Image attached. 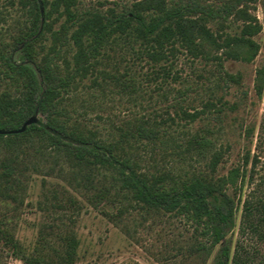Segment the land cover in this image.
<instances>
[{"label":"trees","instance_id":"trees-1","mask_svg":"<svg viewBox=\"0 0 264 264\" xmlns=\"http://www.w3.org/2000/svg\"><path fill=\"white\" fill-rule=\"evenodd\" d=\"M18 4L26 11V24L0 53V81L9 78L15 88V92L0 90L2 202L17 199L24 164L21 154L31 148L38 152L52 150L72 162L77 169L75 178L85 186L93 181L95 170L113 173L116 191L105 186L96 188L88 199L90 205L122 204L130 199L143 208L181 216L194 227L193 242L184 253L186 259L206 260L220 246L211 264H246L240 245L233 248L227 237L236 229L241 210L247 220L245 227L252 232H259L264 225V199L246 194V188L253 183L250 152L244 156L243 165L219 174L226 149L218 148L213 130L194 134L184 148L173 136L174 152L206 158L208 170L185 178L172 172L149 174L142 171L140 162L121 140L164 143L171 139L170 131L158 126L157 121L139 119L121 129L119 140L108 142L100 139L96 131H84L72 121L66 97L90 75H96L93 82L98 83L99 73L107 74L99 65L108 50L121 45L130 47L137 57H148L153 65L169 61L179 50L192 60L216 63L220 68L229 60L253 62L260 51L256 36L262 24L247 8V0H133L121 11L108 8L107 12L82 13L78 10L79 0H18ZM233 24L237 28L230 30ZM48 38L52 44L42 54ZM64 47L73 53L72 58H64L65 69L61 70L58 57ZM161 69L166 73L164 66ZM224 74L221 77L226 84L240 82L239 75ZM112 80L125 91L135 79L122 81L113 75ZM255 90L264 98V67L257 71ZM215 93L201 102V110L182 108L181 117L194 122L204 113L221 112L219 105L226 102ZM32 116H38V122L24 132L3 133L20 129ZM51 193L58 200L53 204L57 210L80 209L81 202L75 195L65 191L60 200L56 189ZM0 235L11 253L26 264H75L79 259L80 239L67 222L41 229L29 246L16 237L14 228L0 229Z\"/></svg>","mask_w":264,"mask_h":264},{"label":"rangeland","instance_id":"rangeland-1","mask_svg":"<svg viewBox=\"0 0 264 264\" xmlns=\"http://www.w3.org/2000/svg\"><path fill=\"white\" fill-rule=\"evenodd\" d=\"M202 1L220 3L222 0ZM132 2L79 0L78 10L81 13L88 10L107 12L108 8L121 11ZM247 8L262 24V31L256 36L260 51L253 62L229 60L220 68L216 63L192 60L179 50L169 61L153 65L148 57L133 54L130 47H113L99 65L107 72L99 73V85L93 82L96 75H90L66 97L72 121L84 131H96L100 139L108 142L119 140L121 129L139 119L157 121L158 126L172 133L171 139L148 144L129 138L121 143L140 162L143 172L156 175L172 172L184 178L207 171V159L192 157L188 152H174L171 148L175 146L173 136L184 148L194 134L213 130L218 148L226 149L218 173H227L232 167L243 165L244 156L250 152L249 170L253 172L250 177L253 183L246 188V194L264 199V98L261 99L255 90L257 71L264 67V0H247ZM26 19V11L18 0H0V53L24 27ZM216 26L217 23L214 28ZM236 28L237 24H233L230 30ZM51 44L50 38L44 41L42 54L48 52ZM66 49L64 47L58 57L61 70L65 69L64 58H72L73 52ZM161 66L166 68V73ZM224 72L239 75L240 82L226 84L221 77ZM113 75L122 81L134 78L135 83L123 91L112 80ZM11 84L9 78L2 79L0 90L15 92ZM214 92L226 102L219 105L221 112L204 113L194 122L181 117L182 108L190 112L195 108L201 110V102L212 97ZM63 106L65 108V97ZM21 155L24 160L21 186L16 200L2 202L0 199V229L14 228L16 237L27 246L41 229L67 222L80 239L79 259L75 264H211L214 253L220 249L217 246L206 260L186 259L184 253L193 242L194 227L183 217L143 208L130 199H123L122 204L90 205L88 199L96 188L105 186L116 191L111 171L95 170L91 175L93 181L85 186L75 178L77 169L65 155L52 150L38 152L35 148ZM0 158L3 159V155ZM55 189L60 200L65 197V191L75 195L81 202L80 209L68 212L54 208L58 200L51 192ZM245 226L247 220L241 210L238 225L227 238L233 248L240 245L246 264H264V225L256 233ZM0 264H26L11 253L2 238Z\"/></svg>","mask_w":264,"mask_h":264},{"label":"water","instance_id":"water-1","mask_svg":"<svg viewBox=\"0 0 264 264\" xmlns=\"http://www.w3.org/2000/svg\"><path fill=\"white\" fill-rule=\"evenodd\" d=\"M37 122H38V116H32L25 122V124L20 129L10 130V131H3V133H5V134L21 133V132H24L26 130L27 126H29V125H31L33 123H37Z\"/></svg>","mask_w":264,"mask_h":264}]
</instances>
